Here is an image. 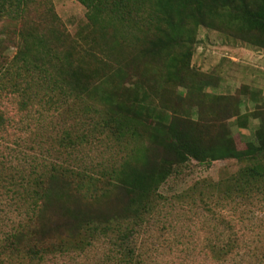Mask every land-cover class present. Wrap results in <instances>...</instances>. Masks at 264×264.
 <instances>
[{
  "label": "trees",
  "instance_id": "1",
  "mask_svg": "<svg viewBox=\"0 0 264 264\" xmlns=\"http://www.w3.org/2000/svg\"><path fill=\"white\" fill-rule=\"evenodd\" d=\"M77 1L86 14L71 33L52 0H0V142L29 136L38 151L12 148L10 167L0 159V198L18 213L0 234V264H43L102 240L123 264H149L137 239L157 213H170V264H200L183 233L193 209L214 221L210 264H264V225L242 208L264 200L262 91L212 94L221 76L192 63L201 27L264 51V0ZM243 97L262 104L243 112ZM252 119L239 149L230 123ZM192 160L240 166L167 198L162 186Z\"/></svg>",
  "mask_w": 264,
  "mask_h": 264
},
{
  "label": "rangeland",
  "instance_id": "2",
  "mask_svg": "<svg viewBox=\"0 0 264 264\" xmlns=\"http://www.w3.org/2000/svg\"><path fill=\"white\" fill-rule=\"evenodd\" d=\"M52 3L66 27L71 33H75L78 24L85 18V6L77 0H52ZM198 35L199 43L193 56V65L203 72L214 70L222 78L217 86H210L207 91L221 95L235 94L239 88L246 84L251 90H261L262 102H264V51L205 27L199 29ZM5 46H7L5 52L9 56H13L15 53L14 43L7 41ZM262 102H254L247 97H243L242 110L243 112H249L257 107V103L260 105ZM230 124L237 147L244 149L246 142L254 137L258 120L252 119L248 128H240L235 120H232ZM25 140L26 142H23L20 147H16L14 142L6 141L11 150L6 147L5 144L7 143L5 141V143L1 141L0 149L2 153H0V159L5 157V162L10 167L18 165L11 157V153L13 154L12 148L21 149L28 154L33 153V151L38 152L37 149H33L35 143H32L29 136ZM239 166L240 164L234 160L216 161L210 166L192 160L181 175L170 178L162 186L161 192L170 199V196L185 191L199 180L204 178L219 180L221 177L235 172ZM0 175H3V173L0 172ZM168 206L166 209L170 211V205L168 204ZM242 208L246 212L249 224H252L251 226L257 228V226L264 225V200L247 206L243 205ZM14 209L15 205L10 204L8 199L5 197L0 198V234L7 231L11 221L17 217L18 213ZM168 214L161 216L157 213V216H154L151 222L152 224L147 226L137 239V252L143 258H149V264H170L172 260V255H170V213ZM208 214L205 211L197 216V209H193L192 212H189V216L190 219L194 220V224H189L188 221L189 225L184 228L183 232L188 235L190 227L191 237L188 240L196 238L198 248L201 246L202 252L197 255L200 264H207L208 262L210 264L211 262L210 257H207L203 252L204 241L208 237L210 238L211 225L214 223V221H208V218H210ZM229 214L230 212H226L225 216L228 217ZM200 220L202 223H198ZM184 222H186L185 219ZM122 262L120 252L107 241L102 240L81 254L50 258L43 264H123Z\"/></svg>",
  "mask_w": 264,
  "mask_h": 264
}]
</instances>
